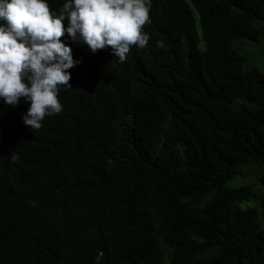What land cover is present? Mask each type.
<instances>
[{
  "label": "trees",
  "instance_id": "16d2710c",
  "mask_svg": "<svg viewBox=\"0 0 264 264\" xmlns=\"http://www.w3.org/2000/svg\"><path fill=\"white\" fill-rule=\"evenodd\" d=\"M149 18L123 63L61 37L79 63L40 130L0 101V264H264V0Z\"/></svg>",
  "mask_w": 264,
  "mask_h": 264
},
{
  "label": "clouds",
  "instance_id": "9594fccd",
  "mask_svg": "<svg viewBox=\"0 0 264 264\" xmlns=\"http://www.w3.org/2000/svg\"><path fill=\"white\" fill-rule=\"evenodd\" d=\"M151 8L152 0H65L53 11L46 0H0V101L13 108L27 102L22 121L40 130L46 117L63 111L60 86L72 87L70 70L79 63L61 37L93 54L110 48L123 63L131 46L148 45L142 29Z\"/></svg>",
  "mask_w": 264,
  "mask_h": 264
}]
</instances>
